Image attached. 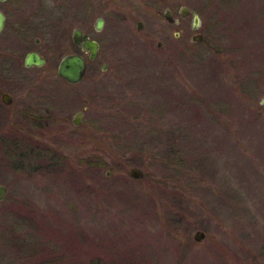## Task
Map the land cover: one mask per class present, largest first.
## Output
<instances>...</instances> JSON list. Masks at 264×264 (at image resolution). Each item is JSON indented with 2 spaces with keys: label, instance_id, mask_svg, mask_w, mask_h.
<instances>
[{
  "label": "rangeland",
  "instance_id": "1",
  "mask_svg": "<svg viewBox=\"0 0 264 264\" xmlns=\"http://www.w3.org/2000/svg\"><path fill=\"white\" fill-rule=\"evenodd\" d=\"M145 2H94L100 56L77 85L0 67L17 104L60 119L24 169L2 151L0 108V264H264V0ZM183 4L197 30L193 13L163 17ZM79 110L92 144L72 127ZM110 150L108 166L83 162Z\"/></svg>",
  "mask_w": 264,
  "mask_h": 264
},
{
  "label": "flooded vegetation",
  "instance_id": "2",
  "mask_svg": "<svg viewBox=\"0 0 264 264\" xmlns=\"http://www.w3.org/2000/svg\"><path fill=\"white\" fill-rule=\"evenodd\" d=\"M112 1L116 0H0V14L3 16L0 37L6 42L5 48L0 50L1 70L6 74H25L28 71L39 70L43 74L58 75L60 61L67 55L76 54L85 60L86 67L83 77L76 84H70L63 80L70 85L81 83L85 79L89 63L99 58L101 50L100 42L94 38L93 32H100L105 20L103 16H98L93 23L94 2L102 6L105 5V7L112 4L116 6V3H112ZM145 1V3L149 2V0ZM185 6V4L180 5L177 11L173 7H166L163 10V17L169 24L179 25L188 16L183 15V7ZM166 10L169 11L171 20L166 18ZM99 20L102 23L100 28L97 26ZM139 22L142 23V21H137L138 29ZM141 27H143V23ZM87 39L94 40L99 45L94 59L90 57L91 50L83 46ZM76 40L79 41L76 42ZM30 55L37 56L42 60V63L40 65H26V59ZM55 59H59V61L52 63ZM100 68L105 71L106 64L102 63ZM36 86L37 84H32L25 95L27 97L32 95ZM5 94L9 96V102L5 101ZM35 96L38 97L41 94ZM0 108L7 112V117L13 123L7 132L11 140H16L23 148L27 149L28 147V150L37 149L36 151L42 154L43 151L41 150L44 149L48 153L47 148L40 149L38 144L35 147L33 145L37 140L39 142L41 138L45 141L46 136L42 129L49 128V133L54 134L50 131V127H55L60 122V119L53 114L50 108L34 102L28 105H19L16 102L15 94L9 89L3 88H0ZM84 110L76 111L73 114L70 118L71 124L76 133L84 134L92 144L91 123H86L84 120ZM78 112H81L82 115L80 123L76 125L74 120ZM15 134H21V136L17 137ZM47 147L50 148L52 145L48 144ZM55 149L49 153L57 154L58 151Z\"/></svg>",
  "mask_w": 264,
  "mask_h": 264
},
{
  "label": "water",
  "instance_id": "3",
  "mask_svg": "<svg viewBox=\"0 0 264 264\" xmlns=\"http://www.w3.org/2000/svg\"><path fill=\"white\" fill-rule=\"evenodd\" d=\"M190 13H193V29L197 30L199 28V16L195 13L192 12L188 7H183V15H189ZM166 18L168 20L170 19V15H169V11L166 10V14H165ZM2 24H3V16L0 14V29L2 28ZM102 25L101 20H99L98 22V28H100ZM142 23L139 22L138 23V27L139 29H141ZM202 39V35L200 33L194 35L192 37L193 41H201ZM79 40H76V42H78ZM158 45H160V42H158ZM84 48H89L92 52L91 54V58L94 59L95 56L97 55V51H98V43L94 40L91 39H87V41L85 42V44L83 45ZM42 63V60L39 59L37 56H33L30 55L27 59H26V65H31V64H36V65H40ZM85 60L83 57H81L80 55H67L65 56L59 63L58 66V75L64 79L65 81H67L70 84H76L78 82L81 81L83 74L85 72ZM4 99L6 102H9V96L7 94L4 95ZM82 113L78 112L76 114V119L74 120V124H79L80 122V117H81ZM129 175L130 177H132L133 179H140L144 176V172L141 168L139 167H132L129 170ZM7 193V187L4 185L0 184V201H2L4 199V197L6 196ZM205 237V233L202 230H196L193 233V238L196 242H200L204 239Z\"/></svg>",
  "mask_w": 264,
  "mask_h": 264
},
{
  "label": "trees",
  "instance_id": "4",
  "mask_svg": "<svg viewBox=\"0 0 264 264\" xmlns=\"http://www.w3.org/2000/svg\"><path fill=\"white\" fill-rule=\"evenodd\" d=\"M97 149L98 148H96V150ZM2 151L5 155L9 157V159H11L10 161L13 165H16V167L22 166L24 169H27L28 166L25 165L26 161L30 163V161H32V157L34 158L39 155V153L35 149L31 151L28 150V147L27 149L23 148L22 145L18 144L16 140H11L10 137H5L2 139ZM109 154L113 156L114 151L110 150L109 153H107L106 151L103 154H100V156H98L97 158H95L96 160H93V157L91 155L89 160H84L83 162H85L90 169L98 170L102 167L108 166L107 162L105 161V156ZM221 250L224 252V249Z\"/></svg>",
  "mask_w": 264,
  "mask_h": 264
}]
</instances>
